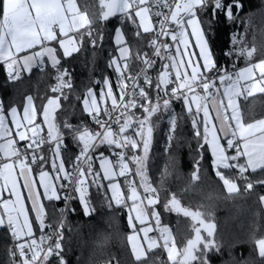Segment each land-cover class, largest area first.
I'll list each match as a JSON object with an SVG mask.
<instances>
[{"label":"snow or ice","instance_id":"obj_1","mask_svg":"<svg viewBox=\"0 0 264 264\" xmlns=\"http://www.w3.org/2000/svg\"><path fill=\"white\" fill-rule=\"evenodd\" d=\"M239 7L227 0H99L98 14H90L77 0H0V62L9 79L20 80L22 69H43L45 60L56 71L54 95L42 106L40 123L32 95L25 98L22 115L0 99V229H7L12 238L11 264H68L63 224L46 232L52 225L46 223L44 201L63 200L65 210L73 213L70 203L78 201L90 216L95 208L89 190L104 187L103 181L111 192L109 207L131 201L132 234L127 241L134 264H165L159 257L150 259L157 250H163L168 264H210V253L220 250L216 225L182 207L173 194L164 208L199 224L193 225L194 238L178 247L156 210L161 200L149 172L159 121L167 117L166 150L171 151L178 121L187 119L193 139L203 141L199 148L210 146V167L228 194L241 191L238 181L245 182V190L254 183L264 185V179H252L253 174L264 176V118L248 122L240 103L241 98L264 94V59L239 70L234 62L229 71L219 64L210 40L214 26L222 23L220 17L235 19L233 9ZM113 17L119 21L113 29L116 55L106 67L116 74L115 80L102 75L94 81L97 86L102 81L99 93L89 87L82 100V110L95 128L58 121L61 100L67 101L74 87L71 71L61 67L60 53L72 57L85 44L103 51L105 26ZM127 25L135 26L131 36ZM232 43H239L235 36ZM255 52L240 49L225 55L251 58ZM158 61L161 70L153 78L149 72ZM133 62L142 65L136 73L131 71ZM178 103L183 105L181 113L175 111ZM68 139L77 147L70 166L64 157ZM191 178L202 179L199 160ZM256 244L264 257V238Z\"/></svg>","mask_w":264,"mask_h":264},{"label":"trees","instance_id":"obj_2","mask_svg":"<svg viewBox=\"0 0 264 264\" xmlns=\"http://www.w3.org/2000/svg\"><path fill=\"white\" fill-rule=\"evenodd\" d=\"M227 2L239 3L241 7L233 9L235 19H226L222 15V23L214 26L212 31L210 40L219 64L228 66L229 59L224 54L227 49L238 53L240 49L255 48L253 59H264V0ZM77 4L82 11L87 10L90 14L99 12V0H77ZM118 26L117 17L110 18V22L106 24L107 35L103 51L94 50L85 44L84 49L72 57L65 58L60 53L61 67L71 71L74 87L71 93H67L69 99L61 100L58 121L67 120L74 125L81 122L91 124L89 116L82 110V100L89 87L99 93V88L103 87L102 81L99 86L94 81L100 80L102 75L115 80L116 74L106 67V63L110 56L116 55L113 29ZM134 31L132 25L126 26L129 36ZM233 36L239 43L233 45ZM132 43L136 44V41ZM160 70L158 61L153 78ZM55 76L56 71L51 67L33 68L30 73L21 72L20 80L11 81L5 66L0 63V99L6 106L19 107L28 95H32L39 115L47 98L54 95L51 88L56 84ZM240 103L247 121L264 117V94H257ZM174 107L177 113L183 111L182 104L178 103ZM168 130L167 117H164L155 131L149 176L153 187L158 189L161 200L156 210L161 212L162 223L171 229L178 247H183L187 239L194 238L193 225L199 227V224L190 217L164 208L173 194L182 207L200 212L201 218L216 225L214 238L220 250L210 253V264H264V257L259 255L256 244L257 240L264 238V201L260 199L264 196V185L254 183L252 189L245 190V182L238 181L241 191L238 194H228L222 182L215 177L214 169L210 167L212 156L209 146L201 150L199 144L203 141L198 143L193 139L190 120L178 121L171 151L166 150ZM66 144L64 157L70 166L71 158L77 154V147L71 139L66 140ZM198 151L200 155H197ZM44 154H47V149ZM198 160L201 162L202 179L193 181L191 174ZM258 178L264 179V176L257 177L253 174V180ZM106 183L107 181H103L104 187L100 189L93 185L89 190L90 203L95 208L90 216L84 214L78 201L71 202L75 213L66 212L62 224L68 264H134L127 241V236L132 232L128 224L127 208L113 202L109 207ZM60 203H45L46 223L53 226L59 216ZM9 244L7 230L0 229V264H10ZM157 257L168 264L163 250L150 254V259Z\"/></svg>","mask_w":264,"mask_h":264},{"label":"built area","instance_id":"obj_3","mask_svg":"<svg viewBox=\"0 0 264 264\" xmlns=\"http://www.w3.org/2000/svg\"><path fill=\"white\" fill-rule=\"evenodd\" d=\"M227 52H232L230 49H227L225 50L224 54H226ZM227 56V55H226ZM227 58L229 59V64L227 66L228 70L229 71H232L233 69V65H234V62H235V68L238 66V60L232 55V56H227ZM253 57H251L250 59H252ZM142 67V65H139V64H136V67L131 69V71L133 73H136L137 71H139V68ZM156 69V67H155ZM155 69L154 70H151L149 72V75H151L152 77H154V72H155ZM5 70H6V67H5ZM7 73V71H6ZM116 77V75H115ZM114 90H115V85H114ZM138 115V113H137ZM90 127L92 128H95V125L91 124L89 125ZM23 146V143H21L20 145H18V147H22ZM136 180L138 181L139 178L136 177ZM140 192H141V195H143V189H140ZM69 193L71 194V189H69ZM60 208H59V216L57 218V220L55 221V223L53 224L52 228L49 229L47 232H54L58 229V227L62 224L63 220H64V217L66 215V210H65V202L63 200H60ZM70 207H71V203H70ZM151 219V222L153 223V227H155V221L154 219L150 218ZM7 230V229H6ZM8 234H9V231L7 230ZM152 234H155V235H158V231L155 232V233H152ZM9 239H10V244H9V248H11L13 246V242H12V238L10 237L9 235ZM11 264V262H10Z\"/></svg>","mask_w":264,"mask_h":264},{"label":"crops","instance_id":"obj_4","mask_svg":"<svg viewBox=\"0 0 264 264\" xmlns=\"http://www.w3.org/2000/svg\"><path fill=\"white\" fill-rule=\"evenodd\" d=\"M119 15V14H118ZM134 28H135V26L134 25H132ZM113 42H114V34H113ZM53 46H55V45H53ZM58 52H59V50H58ZM62 54V53H61ZM237 60H238V66L235 68L236 70H239L240 68H242V67H247V66H249L250 64H254V63H258L260 60H254L253 58L252 59H250V58H248L247 56H246V54H245V56H243V57H240V56H238V55H233ZM0 63H2V62H0ZM44 67H51L50 66V62H48L47 60H45V66ZM136 67V63L135 62H133V67H132V69L133 68H135ZM33 68H40V67H33ZM32 68V69H33ZM258 71L259 70H257V75H258ZM21 72H28L27 70H25V69H22L21 70ZM98 94V93H97ZM241 100H243L242 98L240 99V101ZM26 104V99H25V101H24V103L21 105V106H16V107H18V109L20 110V113H21V115H22V110H23V107H24V105ZM262 118H264V117H262ZM259 119H261V118H259ZM255 120H258V119H255ZM42 121V116H37V123H40ZM253 121V120H252ZM248 122H251V121H248ZM45 127V133H46V126H44ZM21 143H23V142H21ZM222 143H226L225 141H222ZM209 150H210V152H211V148H210V146H209ZM106 154H108L107 152H106ZM97 170H99L98 169V166H97ZM121 180H124L123 178H120V181ZM107 185H108V181H107V183H106V193L108 194V200H109V197H110V195H109V190L107 189ZM226 189V188H225ZM45 203L47 202L46 200L44 201ZM26 203H30V202H27L26 201ZM114 203V202H113ZM129 204H130V202L128 201L127 202V206H126V208H127V214H128V216H129V210H128V206H129ZM45 206H46V204H45ZM31 216L32 217H34V213H32L31 214ZM48 231V229H46V232ZM40 235V232L37 230L36 231V236L38 237ZM130 246V245H129Z\"/></svg>","mask_w":264,"mask_h":264},{"label":"rangeland","instance_id":"obj_5","mask_svg":"<svg viewBox=\"0 0 264 264\" xmlns=\"http://www.w3.org/2000/svg\"><path fill=\"white\" fill-rule=\"evenodd\" d=\"M141 114V113H140ZM121 182V185H122V187L124 186V180H121L120 181ZM108 189V188H107ZM111 194V192H109V195ZM111 196V195H110ZM130 202V204H129V206H128V210L130 209V207H131V201H129ZM132 215H134V213H132ZM150 223H151V225L153 226V223L151 222V219H150ZM137 225H138V227H139V224H138V222H137ZM130 234H132V232L130 233ZM129 234V235H130ZM142 235V234H141ZM130 245V244H129ZM131 248V247H130Z\"/></svg>","mask_w":264,"mask_h":264}]
</instances>
